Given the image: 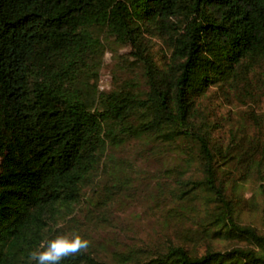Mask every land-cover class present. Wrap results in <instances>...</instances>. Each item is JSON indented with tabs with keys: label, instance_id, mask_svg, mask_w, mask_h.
<instances>
[{
	"label": "trees",
	"instance_id": "trees-1",
	"mask_svg": "<svg viewBox=\"0 0 264 264\" xmlns=\"http://www.w3.org/2000/svg\"><path fill=\"white\" fill-rule=\"evenodd\" d=\"M113 47L132 71L103 90ZM130 141L176 160L163 194L186 232L60 264H264V0H0V264L69 235L107 149Z\"/></svg>",
	"mask_w": 264,
	"mask_h": 264
},
{
	"label": "rangeland",
	"instance_id": "rangeland-1",
	"mask_svg": "<svg viewBox=\"0 0 264 264\" xmlns=\"http://www.w3.org/2000/svg\"><path fill=\"white\" fill-rule=\"evenodd\" d=\"M123 51L113 47L105 52L98 82L101 89L109 88L113 73L122 70L129 75L132 71L129 61L120 56ZM232 102L217 98L210 105L217 114L226 116L225 120H236L242 108ZM107 152L100 178L93 189H86L88 193L62 223L63 229L69 235L76 233L88 239L90 247L102 255L110 254L123 242L157 245L158 240L175 236L178 231L181 239L185 222L173 220L175 217L166 210L167 195L163 194V189L169 191V187L165 190V167H173L176 161L172 155L166 150L162 156L150 155L137 141L110 147ZM247 188L249 195L254 187L251 184ZM241 216L246 222L259 224L261 220L257 210L244 209Z\"/></svg>",
	"mask_w": 264,
	"mask_h": 264
},
{
	"label": "clouds",
	"instance_id": "clouds-1",
	"mask_svg": "<svg viewBox=\"0 0 264 264\" xmlns=\"http://www.w3.org/2000/svg\"><path fill=\"white\" fill-rule=\"evenodd\" d=\"M89 246L90 241L79 234H61L42 241L37 249L29 253V260L34 264H60L69 256L86 252Z\"/></svg>",
	"mask_w": 264,
	"mask_h": 264
}]
</instances>
